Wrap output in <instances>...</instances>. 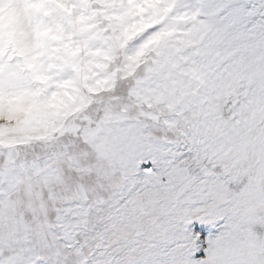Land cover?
<instances>
[{
  "label": "snow or ice",
  "instance_id": "obj_1",
  "mask_svg": "<svg viewBox=\"0 0 264 264\" xmlns=\"http://www.w3.org/2000/svg\"><path fill=\"white\" fill-rule=\"evenodd\" d=\"M0 264H264V0H0Z\"/></svg>",
  "mask_w": 264,
  "mask_h": 264
},
{
  "label": "rangeland",
  "instance_id": "obj_2",
  "mask_svg": "<svg viewBox=\"0 0 264 264\" xmlns=\"http://www.w3.org/2000/svg\"><path fill=\"white\" fill-rule=\"evenodd\" d=\"M15 16V5L13 4L8 9H0V24L5 21H11Z\"/></svg>",
  "mask_w": 264,
  "mask_h": 264
}]
</instances>
